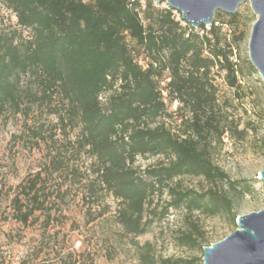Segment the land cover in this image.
Here are the masks:
<instances>
[{
	"label": "trees",
	"instance_id": "16d2710c",
	"mask_svg": "<svg viewBox=\"0 0 264 264\" xmlns=\"http://www.w3.org/2000/svg\"><path fill=\"white\" fill-rule=\"evenodd\" d=\"M5 2L17 24L30 33L24 38L16 30L0 32V118L28 115L36 105L55 103L52 113L61 126L78 131L70 142L71 156L94 159L93 178L83 186L84 203H99L103 193L118 201L115 218L140 264H193L157 260L150 244L141 245L139 238L150 232L152 221L145 214L156 195L167 192L171 208L210 216L226 213L236 224L233 199L221 187L251 192L248 184L237 188L213 159L214 145L232 130L213 72L225 71L232 88L240 72L221 36L220 12L210 28L194 29L178 21L170 7L151 1L145 10L131 0ZM229 17L233 22L236 15ZM155 156L168 162L135 166L139 157ZM69 160L66 150L57 149L47 166L18 186L11 200L17 223L28 226L43 215L49 227L58 200L69 192L61 184L48 187L49 177L83 179ZM183 176L204 178L212 187L197 192L171 185ZM201 235L192 222L181 240L194 248Z\"/></svg>",
	"mask_w": 264,
	"mask_h": 264
},
{
	"label": "rangeland",
	"instance_id": "374dc122",
	"mask_svg": "<svg viewBox=\"0 0 264 264\" xmlns=\"http://www.w3.org/2000/svg\"><path fill=\"white\" fill-rule=\"evenodd\" d=\"M166 6V3L159 4V8ZM217 12H220L218 20L224 22L221 36L227 50L233 52L231 60L240 72L235 88L230 86L225 71L215 68L213 72L222 113L227 122L232 123V130L214 145L213 159L230 180L237 183V188L251 186V192L243 194L228 191L227 184L221 187L230 192L237 223L238 216L264 210V180L260 179L264 170V81L249 57L250 36L258 16L249 1L242 3L235 14ZM229 15H236L233 22ZM15 30L24 38L30 33L17 24L5 0H0V32ZM23 80L24 86H28L29 78ZM32 88L37 90L36 85ZM54 104L36 105L28 115L7 114L0 118V264H140L138 252L127 243L115 218L118 201L108 193H103L97 204L82 200L83 186L93 178L94 159L87 154L76 160L71 156L70 142L75 141L78 131L71 126L66 129L61 126L58 116L52 113ZM176 107L177 104L171 110ZM170 125L175 127L176 124ZM32 129L38 130L44 139L35 137ZM57 149L67 151L69 165L77 166L83 179L78 183L71 175L68 181L56 175L49 177L48 187L56 188L61 184L63 191L69 187L67 197L58 200L49 227L43 215L31 225L23 226L12 217L11 200L18 186L47 166ZM161 162H168V159L164 156L139 157L135 166L144 169ZM171 185L197 192H206L212 187L204 178L192 176L180 177ZM170 201L167 192L155 196L145 214L146 219L152 221L150 232L139 238L141 245L150 244L157 260L203 264L204 247L224 240L237 229V224L226 213L217 216L200 212L190 214L184 208L169 207ZM103 212H106L104 216L98 217ZM192 222L202 232L200 246L194 248L181 240L183 234L190 231Z\"/></svg>",
	"mask_w": 264,
	"mask_h": 264
},
{
	"label": "water",
	"instance_id": "95a60500",
	"mask_svg": "<svg viewBox=\"0 0 264 264\" xmlns=\"http://www.w3.org/2000/svg\"><path fill=\"white\" fill-rule=\"evenodd\" d=\"M249 1L258 16L249 41V57L264 81V0H155L179 12L194 29L214 24L217 11L235 14ZM264 180V170L260 173ZM237 229L204 247L203 264H264V210L238 216Z\"/></svg>",
	"mask_w": 264,
	"mask_h": 264
},
{
	"label": "built area",
	"instance_id": "2783aa9c",
	"mask_svg": "<svg viewBox=\"0 0 264 264\" xmlns=\"http://www.w3.org/2000/svg\"><path fill=\"white\" fill-rule=\"evenodd\" d=\"M149 1L153 2V4H154L155 6H159V4H157V3L155 2V0H131V2H137V3H139V5H140V7H141L142 10H145V9H146L147 4H148ZM166 5H167V4H166ZM166 7H169V6L167 5ZM174 13H175V15H176V19H177L178 21H182V20H183V19H182V15H181L179 12H177V11L174 10ZM183 21H184V20H183Z\"/></svg>",
	"mask_w": 264,
	"mask_h": 264
}]
</instances>
